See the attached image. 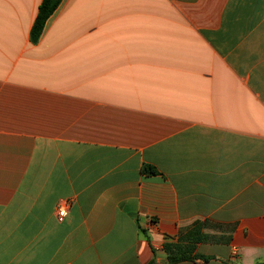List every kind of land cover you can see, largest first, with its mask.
Masks as SVG:
<instances>
[{
	"label": "crops",
	"instance_id": "1",
	"mask_svg": "<svg viewBox=\"0 0 264 264\" xmlns=\"http://www.w3.org/2000/svg\"><path fill=\"white\" fill-rule=\"evenodd\" d=\"M42 1L0 0V264L264 262V0H61L33 43Z\"/></svg>",
	"mask_w": 264,
	"mask_h": 264
},
{
	"label": "trees",
	"instance_id": "2",
	"mask_svg": "<svg viewBox=\"0 0 264 264\" xmlns=\"http://www.w3.org/2000/svg\"><path fill=\"white\" fill-rule=\"evenodd\" d=\"M60 2L61 0L42 1L30 34L31 41L33 43H36L43 35L47 21L49 20L51 15L56 11L58 6L60 5ZM142 172L143 174L149 176H155L159 174L158 170L154 166L148 164L143 165ZM166 250L168 254V261L170 264H174L181 261L211 259V257H207L199 254H193L194 248L188 246L186 247H181V245H174L169 247L167 246ZM256 264H264V262H258Z\"/></svg>",
	"mask_w": 264,
	"mask_h": 264
},
{
	"label": "built area",
	"instance_id": "3",
	"mask_svg": "<svg viewBox=\"0 0 264 264\" xmlns=\"http://www.w3.org/2000/svg\"><path fill=\"white\" fill-rule=\"evenodd\" d=\"M71 207L70 200H62L58 203L56 208V217L59 222H64L69 215V210Z\"/></svg>",
	"mask_w": 264,
	"mask_h": 264
}]
</instances>
